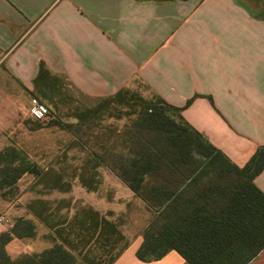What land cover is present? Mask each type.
<instances>
[{
  "label": "crops",
  "instance_id": "obj_1",
  "mask_svg": "<svg viewBox=\"0 0 264 264\" xmlns=\"http://www.w3.org/2000/svg\"><path fill=\"white\" fill-rule=\"evenodd\" d=\"M263 5L256 0H0V71L6 69L20 95L33 89L40 63L93 98L140 84L183 107L184 120L243 167L264 146ZM11 93L0 83V96ZM113 183L127 201L139 200L123 183ZM254 183L264 192V169ZM83 197L85 207L107 220L125 209L113 200L102 204ZM80 207H52L42 200L14 206L0 198V234L20 217L35 225L33 237L6 244L9 257L51 248L46 222L67 224ZM123 235L129 245L112 264H185L174 250L143 262L136 257L141 234ZM248 264H264V249Z\"/></svg>",
  "mask_w": 264,
  "mask_h": 264
},
{
  "label": "trees",
  "instance_id": "obj_2",
  "mask_svg": "<svg viewBox=\"0 0 264 264\" xmlns=\"http://www.w3.org/2000/svg\"><path fill=\"white\" fill-rule=\"evenodd\" d=\"M256 1L264 4V0ZM260 16L264 18V5ZM53 76L40 63L33 86ZM128 90L105 97L104 103L139 107L137 116L126 125L123 139H114L106 148L108 154L93 153V157L151 213L136 257L151 262L174 250L185 264L251 262L264 249V192L254 183L264 169V146L238 167L184 120L183 107L155 94L149 100ZM106 105L81 111L76 117L84 123ZM0 165L1 187L15 184L25 173L39 174L14 148L0 152ZM67 224L46 222L60 242L51 237V248L11 259L6 244L14 237L35 234L32 220L16 219L9 232L0 234V264H112L129 245L119 225L91 207L82 208ZM92 245L101 251L92 254Z\"/></svg>",
  "mask_w": 264,
  "mask_h": 264
},
{
  "label": "rangeland",
  "instance_id": "obj_3",
  "mask_svg": "<svg viewBox=\"0 0 264 264\" xmlns=\"http://www.w3.org/2000/svg\"><path fill=\"white\" fill-rule=\"evenodd\" d=\"M9 75L2 67L0 83L4 90L12 92V96H0V102L4 103L0 109V152L7 148L16 149L39 174L25 173L16 181L17 184L0 186V198L14 206L26 207L42 200L52 204V207L72 204L75 208L89 205L83 197L86 194L93 196L97 202L102 201V204L113 200L116 207L125 204V209L113 211L108 218L119 225L126 237L141 234L151 213L139 200L133 198L127 201L126 194L119 190L121 187L113 183L121 182L120 179L106 166L98 165L93 157V153L108 154L106 148L110 143L116 138L123 139L126 125L137 116L139 107L132 109L118 103L106 105L104 99L107 97L86 96L70 81L58 76L50 77L47 82L39 83L31 91L20 95L16 94V85ZM18 87L21 88L20 85ZM128 91L154 100V95L140 84ZM31 98L45 105L48 110L45 118L34 120L31 117ZM105 105V109L84 123L76 117L81 111ZM133 110L136 111L131 114ZM169 114L176 118L172 112ZM1 178L0 173V181ZM73 212L70 210L69 214ZM60 214H65V211ZM141 224L142 227L138 228ZM49 232L50 237H56L55 229ZM119 245L114 252L118 251ZM91 248L92 254L101 251L98 246L92 245Z\"/></svg>",
  "mask_w": 264,
  "mask_h": 264
},
{
  "label": "built area",
  "instance_id": "obj_4",
  "mask_svg": "<svg viewBox=\"0 0 264 264\" xmlns=\"http://www.w3.org/2000/svg\"><path fill=\"white\" fill-rule=\"evenodd\" d=\"M47 114V108L36 98L30 99V115L35 119H42ZM2 220V218H0Z\"/></svg>",
  "mask_w": 264,
  "mask_h": 264
}]
</instances>
